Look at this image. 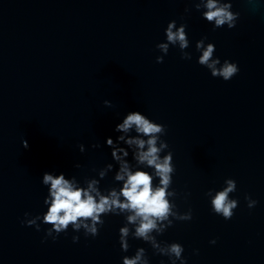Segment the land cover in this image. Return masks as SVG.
Returning a JSON list of instances; mask_svg holds the SVG:
<instances>
[{
  "label": "water",
  "instance_id": "95a60500",
  "mask_svg": "<svg viewBox=\"0 0 264 264\" xmlns=\"http://www.w3.org/2000/svg\"><path fill=\"white\" fill-rule=\"evenodd\" d=\"M232 4L240 16L230 29L214 28L190 0H0V264H123L139 247L149 264H171L142 239L130 236L122 250V214L104 216L95 237L70 226L55 241L44 239L51 225L21 223L31 218L26 212L47 211L45 172L83 185L112 163L100 187H122L106 141L124 135L115 128L132 111L166 126L161 155L173 153L171 187L179 193L170 199L193 212L157 239L181 243L187 264H264V0ZM172 20L187 24L191 60L178 46L166 55L156 47ZM205 36L221 63H238L230 80L198 63L196 42ZM126 159L136 166L131 148ZM228 178L239 203L225 220L206 193ZM248 194L258 201L251 209Z\"/></svg>",
  "mask_w": 264,
  "mask_h": 264
},
{
  "label": "clouds",
  "instance_id": "9594fccd",
  "mask_svg": "<svg viewBox=\"0 0 264 264\" xmlns=\"http://www.w3.org/2000/svg\"><path fill=\"white\" fill-rule=\"evenodd\" d=\"M197 11L202 10V17L213 24L214 28H221L225 25L234 28L240 16L239 12L233 11L232 0H190ZM250 4H256V0H248ZM191 8H185V13H190ZM187 24L177 21L168 23L166 42H161L156 47L167 54L169 46H178L181 58L192 59V53L186 51L190 47ZM207 37L196 42V51L200 53L198 63L210 70L213 77H221L225 81L230 80L239 72L238 63L225 59L221 63L219 57L214 56L216 45L207 43ZM164 55L157 56L156 62L163 63ZM106 106H111L110 100H105ZM115 131L124 133L115 140L107 138V145L111 147L112 158L118 163L119 168L115 173V181L122 182V187H110L102 189L101 179L113 170L114 165L108 163L106 167L99 170V179L85 178L83 185L75 175L70 178L64 173L59 175L53 172H45L42 183L48 187V195L44 200L47 205L45 213L31 216L25 213L27 218L21 223L28 226H35L39 231L42 221L51 225L46 230L44 239L49 237L53 241L58 239L60 233H66L71 226L76 232L81 229L85 236L99 235L100 227L105 224L104 216L124 215L125 224L119 229L122 250L127 252L130 248L129 237L142 239L149 243L157 254L167 256L171 264H187V258L183 256L184 246L179 242H161L157 239L174 223V220L190 221L193 219V212L189 209L181 213L173 199L179 195L176 189L172 188L173 174L176 171L173 163L172 151L161 155L169 144L161 137L166 134V126L150 119L147 115L139 112H129L125 118L116 125ZM135 132L136 135H129ZM122 145H127L124 147ZM23 147L28 148L27 140L23 141ZM93 148H100L99 143L92 144ZM80 151H85V145H79ZM129 148L132 149L135 167L126 157L129 155ZM76 168L81 165L77 163ZM151 168L153 171H147ZM159 178V183H156ZM222 190L209 189L206 195L210 197L211 210L225 220H230L238 207V199L231 198L230 194L237 190L235 179L225 180ZM171 189V190H170ZM186 198V197H185ZM249 209L254 208L258 203L251 195L245 196ZM134 229V230H133ZM73 242H78V235L72 237ZM215 244L216 239L210 241ZM123 264H149L146 249L139 247L135 255L123 257Z\"/></svg>",
  "mask_w": 264,
  "mask_h": 264
}]
</instances>
